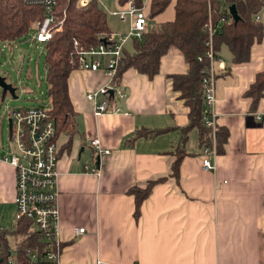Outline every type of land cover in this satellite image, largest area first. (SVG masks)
<instances>
[{
	"label": "crops",
	"instance_id": "crops-1",
	"mask_svg": "<svg viewBox=\"0 0 264 264\" xmlns=\"http://www.w3.org/2000/svg\"><path fill=\"white\" fill-rule=\"evenodd\" d=\"M103 3L98 5L107 15L109 30L128 31L130 20L111 13L123 5L118 0ZM144 5L148 13L149 0ZM174 6L171 0L149 17L148 31L173 20ZM258 15L264 26V6ZM262 40L251 47L249 61L239 64L232 62L227 45L218 50L213 110L217 126L228 135L225 151L214 156L213 170L202 166L198 128L182 129L189 122L188 108L171 77L187 72L182 54L161 56L153 78L126 69L119 81L126 96L109 106L121 111L95 114V104L86 97L107 83L102 68L70 72L76 133L56 138L59 264H264V98L253 111L243 96L262 70ZM124 50L134 52L132 39ZM141 128L164 131L130 142ZM183 136L187 154L179 165V181L157 184L136 219L129 187L168 174L172 152ZM97 137L108 154L90 145ZM10 145H0V154L11 152ZM87 164H98L99 173L85 171ZM15 180L14 166L0 159V228L9 231L17 223ZM78 227L84 232L76 236ZM13 236L8 234V240Z\"/></svg>",
	"mask_w": 264,
	"mask_h": 264
},
{
	"label": "trees",
	"instance_id": "trees-1",
	"mask_svg": "<svg viewBox=\"0 0 264 264\" xmlns=\"http://www.w3.org/2000/svg\"><path fill=\"white\" fill-rule=\"evenodd\" d=\"M126 0H118L123 5ZM171 0H149L148 18L163 11ZM77 0H57L56 13L63 18L60 30H53L45 46L46 97L49 101L48 112L54 121L57 135L76 133L77 117L71 103L68 78L72 70L78 69L77 50L89 48L103 41L101 34L110 32L107 15L99 7L96 0L86 4L76 5ZM175 18L151 28L141 39H132L134 52L122 51L117 68L116 82L119 83L126 69L132 68L144 73L150 78L157 74L161 56L167 52L176 51L185 57L187 72L171 75L174 89L179 91V98L185 101L188 108L189 122L182 129L184 133L191 128H198L200 146L208 144L210 130L202 123L204 109L203 88L201 85L202 69L209 65L206 42L207 28L204 27L211 16L217 21L223 15L230 17L224 21L220 29L212 35L215 54L224 44L232 55V62L239 64L250 59L253 44L262 42L264 26L254 19V15L264 6V0H174ZM133 5L142 6L144 0H132ZM235 4L240 18L235 22L228 6ZM44 9L40 5L27 4L24 0H0V41H21L29 31H34L35 25L44 17ZM31 38V37H30ZM77 42L78 48L73 45ZM250 99V109L254 111L260 99L264 98V64L257 72L254 81L243 93ZM164 129L141 128L129 139L134 141L140 136H154ZM228 130L217 127L216 153L225 151ZM185 137L180 139V145L172 152L169 173L149 178L141 184L129 187V193L134 196L135 209L133 216L138 219L142 201L154 190L155 186L173 179L180 178L179 165L187 152L184 150ZM31 220L20 219L12 230L0 228V264L7 260L11 251L8 234L14 235L16 241V257L18 264H42L46 251L47 240L31 226ZM61 248V244H59ZM34 254V256H32Z\"/></svg>",
	"mask_w": 264,
	"mask_h": 264
},
{
	"label": "built area",
	"instance_id": "built-area-1",
	"mask_svg": "<svg viewBox=\"0 0 264 264\" xmlns=\"http://www.w3.org/2000/svg\"><path fill=\"white\" fill-rule=\"evenodd\" d=\"M90 0H77L76 5L86 4ZM145 1V0H144ZM27 4L40 5L44 9L43 19L38 21L31 36L32 42L43 43L48 41L53 30H60L63 18L56 13L57 0H24ZM121 21L129 19L128 31L121 33L109 32L101 34L103 41L89 48L77 50L78 69L102 68L107 75V83L94 91L86 94L88 100L95 104V114L110 111H121V108L114 105L109 108L111 102L124 99L126 92L116 82L117 68L121 60L124 43L128 39H141L148 31V14L145 5H133L132 0H126L122 8L111 11ZM259 15L255 14L258 21ZM231 18L223 15L217 21L210 16L204 27L208 31L206 42V56L209 65L202 69L201 85L203 88L204 109L202 115L203 125L210 130L208 144L201 146L200 155L202 166L206 170H213L214 156L216 153V114L214 113L215 77L216 70L214 62L220 61L215 54L212 35L220 29L224 21ZM73 45L78 48L77 42ZM11 119L9 129L10 141L13 150L7 154H0V159L13 165L15 168V197L16 206L15 220H31L32 227L47 240L46 251L42 258V264H59L58 258L61 251L58 236V204L56 184L58 180V155L57 132L54 121L50 118L48 108L45 106H24L18 109H11L8 113ZM90 145L98 153L108 154V149L102 148L99 138L90 140ZM85 171L98 174L99 165H85ZM84 232L83 227L75 228L74 233L80 235ZM1 250V249H0ZM34 256V254H32ZM2 264H18L16 255L9 253L7 260Z\"/></svg>",
	"mask_w": 264,
	"mask_h": 264
},
{
	"label": "rangeland",
	"instance_id": "rangeland-1",
	"mask_svg": "<svg viewBox=\"0 0 264 264\" xmlns=\"http://www.w3.org/2000/svg\"><path fill=\"white\" fill-rule=\"evenodd\" d=\"M106 0H97L101 7ZM113 4L115 0H108ZM33 31H29L27 37L21 41H0V76L11 83L16 90L17 98H12L10 93L2 97L0 89V145L6 147L12 143L8 128V113L11 109L24 106H45L49 101L46 97L45 75V46L40 42H32L30 37ZM15 220V214L13 215ZM12 255L16 254L15 237L9 240Z\"/></svg>",
	"mask_w": 264,
	"mask_h": 264
},
{
	"label": "water",
	"instance_id": "water-1",
	"mask_svg": "<svg viewBox=\"0 0 264 264\" xmlns=\"http://www.w3.org/2000/svg\"><path fill=\"white\" fill-rule=\"evenodd\" d=\"M228 12H230L231 17L235 22L240 18V15L236 10L235 4H230L228 6ZM0 89L2 91V97H4L7 93H10L12 98H17L16 90L14 89L12 84L9 82L7 83L6 79L2 76H0ZM7 119H8V128L10 129L11 119L9 118Z\"/></svg>",
	"mask_w": 264,
	"mask_h": 264
}]
</instances>
